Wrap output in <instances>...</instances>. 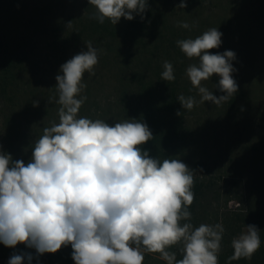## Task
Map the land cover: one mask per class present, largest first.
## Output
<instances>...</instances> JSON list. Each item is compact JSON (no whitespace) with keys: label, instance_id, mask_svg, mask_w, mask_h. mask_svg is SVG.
I'll use <instances>...</instances> for the list:
<instances>
[{"label":"clouds","instance_id":"obj_1","mask_svg":"<svg viewBox=\"0 0 264 264\" xmlns=\"http://www.w3.org/2000/svg\"><path fill=\"white\" fill-rule=\"evenodd\" d=\"M95 8L91 18L116 25L123 17L133 20L148 10V0H89ZM187 7L181 0L177 8ZM177 26L190 29L186 21ZM66 27L71 29L69 21ZM223 33L210 28L195 38L180 39L177 46L190 64L186 76L198 90L178 96L182 108L197 103L221 105L238 91L233 78L236 54L212 53L222 44ZM81 51L60 66L55 79L59 122L43 128L25 164L0 152V243L35 249L37 256L56 253L71 245L75 264H143L146 253H159L166 264H218L225 232L222 223L194 227L189 206L194 201L193 170L178 159L150 157L140 145L153 138L142 120L129 118L109 124L102 119L78 116L87 100L81 93L85 73L94 75L103 51L86 43ZM161 80H175L171 62H163ZM218 76L216 96L202 81ZM33 106L39 101H32ZM181 115V112H177ZM183 222V223H182ZM260 229L246 225L233 238V254L226 264L250 260L260 248ZM182 243V257L168 249ZM31 262L29 253L13 254L8 264Z\"/></svg>","mask_w":264,"mask_h":264},{"label":"rangeland","instance_id":"obj_2","mask_svg":"<svg viewBox=\"0 0 264 264\" xmlns=\"http://www.w3.org/2000/svg\"><path fill=\"white\" fill-rule=\"evenodd\" d=\"M46 1L52 13L38 20L40 18L33 17L38 5L35 0L22 4L0 0L1 49L10 52L21 51L25 44L44 46L45 25H56L68 15L90 17L95 12L89 0L38 2L42 5ZM180 3L181 0H148L149 17L145 16L142 25L128 30L126 21L116 36L90 39L94 47L103 51L94 67L95 74L85 73L83 77L82 82L87 87L81 95H86L87 100L78 116L99 118L110 125L129 118L147 123L159 118L160 101L171 89L177 96H193L199 101L198 90L186 76L187 67L198 60L188 59L176 41L218 28L223 33L222 44L210 52L231 50L236 54L233 67L237 71L232 75L238 91L221 105L197 103L191 111L181 106V134L166 159L181 160L193 170L194 178L206 186L194 203L191 223L194 227L223 224L225 232L218 264H226L233 254L231 241L246 225H256L261 230V246L250 260L242 258L231 264H264V252L262 259L256 258L264 247V0H186L184 9L177 8ZM178 21H186L192 27H178ZM79 49L86 51V44ZM165 60L173 65L174 81L161 80ZM60 66L53 71L47 62L41 65L42 71L47 73L46 83L38 86L42 95L30 99L32 106V101H39L35 107L38 115L33 117L20 104L23 90L38 84V75L29 73L28 78H24L26 86L22 85L17 91L11 109L0 99V152L6 153L9 127L11 131L16 127L24 129L35 142L44 127L53 121L59 122V105L55 99L51 102L49 99L58 98L55 77L61 74ZM218 80L219 77L213 75L201 83L220 96L223 93L216 88ZM30 159L31 154L25 156L26 161ZM182 247V243H178L169 251L182 256ZM24 253L33 256L30 264H44L42 258L47 254L37 256L35 249L25 244L10 248L0 243V264H8L13 254ZM24 264H29L27 259ZM143 264H166V261L160 254L146 253Z\"/></svg>","mask_w":264,"mask_h":264},{"label":"trees","instance_id":"obj_3","mask_svg":"<svg viewBox=\"0 0 264 264\" xmlns=\"http://www.w3.org/2000/svg\"><path fill=\"white\" fill-rule=\"evenodd\" d=\"M15 1L22 4L28 0ZM35 1L38 5L35 6L33 11L34 18H40L38 20H41L52 13V7L49 2L46 1V3L40 5L38 1L41 2L43 0ZM143 16L144 18L141 19V15H135L131 21L122 17L116 25H113L107 19L103 24H100L95 19H92L91 16L74 17L68 15L61 22L56 23V25H45L46 42L44 41V46H41L39 43H36L35 47L25 44V47L21 51L15 50L10 52L0 48V99L4 101L3 105L7 109H11L15 105L14 98L18 96L17 91L20 90L22 85L26 86L24 78H28V74L31 73L39 76L38 84L23 90L22 95L24 96L20 104L24 108V111L29 110L31 115L33 114V117L38 115V110L32 106L30 99L35 95H38V97L42 95L39 87L41 84L46 83L47 79V73L41 69L42 64L47 62L50 66L49 69L56 70L60 64H64L74 55L80 53L79 47L86 44L91 38L93 40L95 36H100L106 39L108 35L114 37L117 35L118 29L125 26L126 21V28L128 30L131 27L137 28V26L144 23L145 16L149 17L148 11L143 13ZM37 19L36 23L38 24ZM69 21L72 23L71 29L66 27ZM23 37L26 41L27 37L24 33ZM177 98L176 91L171 89L161 99L159 118L148 121V124L146 123L153 134V138L139 146L142 150H148L150 157H157L161 161L167 158L168 153L174 148L181 134L183 111ZM178 111L181 112L179 116L177 115ZM8 130L6 153L11 154L14 161L22 160L27 164L28 161L25 160V156L32 154V147L34 145L29 132L19 127L13 128L12 131L9 127ZM24 152L26 154H23ZM256 162L259 163L260 161L257 160ZM260 171L263 172L262 169ZM205 188L204 183L194 178V185L192 187L194 201L189 206L190 212ZM72 251L71 245L62 246L56 253L44 255L42 258L43 263L75 264L71 256ZM263 252L264 247H261L256 254V258L262 259L261 255ZM181 257V255L177 256V259Z\"/></svg>","mask_w":264,"mask_h":264}]
</instances>
